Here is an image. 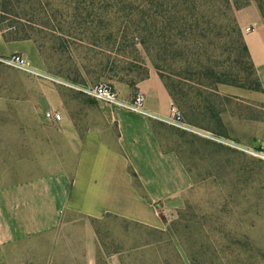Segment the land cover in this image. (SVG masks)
I'll use <instances>...</instances> for the list:
<instances>
[{
	"label": "rangeland",
	"instance_id": "rangeland-1",
	"mask_svg": "<svg viewBox=\"0 0 264 264\" xmlns=\"http://www.w3.org/2000/svg\"><path fill=\"white\" fill-rule=\"evenodd\" d=\"M4 2L0 0V10ZM19 2L13 8L19 18L11 17L8 23L34 28L29 33L38 55L30 61L45 76L0 64V161L15 165L18 175L26 179L52 177L56 192L66 196L75 158L64 156L66 150L55 129L43 121L46 110L42 96L49 87L62 88L69 105L78 110L81 100L94 99L73 86L115 84L102 75L106 61L90 59L82 43L103 39L124 25L140 37L128 53L113 55L125 70L122 73L139 80L150 69L156 70L175 84L179 95L189 94L185 105L197 99L202 90L203 98L208 97L221 114L223 124L218 127L213 121L199 119L221 135L191 126L184 109L177 105L191 129L169 126L159 131V137L166 151L180 156L193 179L185 205L162 217L161 229L115 216L94 221L100 243L98 264L104 262V254L116 253L123 254L125 264H182L174 247L185 264H264V157L251 154L264 145V101L258 92L247 89L249 71L234 23L236 9L229 10L225 0L173 1L163 8L144 0ZM119 2L131 11L120 12ZM109 4H115L110 13L101 12ZM90 10L101 13L88 18L85 12ZM207 69L221 80H238L243 87L208 81ZM115 89L123 98L119 87ZM62 218L66 222L77 219L71 214ZM173 224L189 255L182 249ZM73 232L54 231L8 245L5 264L46 262L57 241L81 245L72 238Z\"/></svg>",
	"mask_w": 264,
	"mask_h": 264
},
{
	"label": "crops",
	"instance_id": "crops-1",
	"mask_svg": "<svg viewBox=\"0 0 264 264\" xmlns=\"http://www.w3.org/2000/svg\"><path fill=\"white\" fill-rule=\"evenodd\" d=\"M235 17L264 88V20L260 10L250 0L247 7L236 9ZM14 54L35 60L38 51L32 40L6 42L0 33V57ZM111 83L123 92L124 100L143 94L145 108L154 117L84 97L77 110L62 95V88L49 87L42 96L43 108L63 115L53 128L66 150L64 156L75 158L69 190L60 197L52 177L26 179L18 175L15 165L0 161V264L7 261L6 246L70 229L81 245L57 241L49 259L41 264H98L100 243L94 221L115 216L161 229L165 211L184 207L193 179L180 156L166 151L159 137V131L169 127L164 120L171 118L174 105L164 81L150 69L134 87ZM259 94L264 101V89ZM43 121L46 123L44 116ZM136 179L141 189L136 187ZM64 214L77 219L62 221ZM103 259L106 264H125L122 253L104 254Z\"/></svg>",
	"mask_w": 264,
	"mask_h": 264
},
{
	"label": "trees",
	"instance_id": "trees-1",
	"mask_svg": "<svg viewBox=\"0 0 264 264\" xmlns=\"http://www.w3.org/2000/svg\"><path fill=\"white\" fill-rule=\"evenodd\" d=\"M144 1L146 2V4H150V5L155 6V7L163 8L168 3H173V1H182V0H144ZM254 1L257 4V6L260 10V13L262 15V18L264 20V0H254ZM225 3H226V7L229 10L235 11V9H241V8L247 7L250 4V0H225ZM16 4L17 5L20 4L19 0H5L4 6L2 7V10H0V13L3 14L0 16V33H2L6 42L32 40L36 44V42L33 40L32 36L29 33L30 30L31 31L34 30V28L32 26L30 28V27L21 25L20 28H16L17 23H8V22H10L11 17L19 18V14L16 15L15 11L13 9L16 6ZM114 5L115 4H109L101 12H105L106 14L110 13V9H112V7ZM118 5L121 7L120 12L131 11V9L128 8L127 6L125 7L123 5V3L119 2ZM101 12H96L94 10H90V11H87L85 13L88 15V18H92L94 16L99 15V13H101ZM12 13H14V14H12ZM81 13H83V12H81ZM117 14H118V12H117ZM129 14L132 15V13H129ZM234 21H235L234 22L235 25L237 26V30L239 33L240 42H241L243 52L245 54V57L247 58V68H248L247 71H249V76L247 77V78H249L248 79L249 84L247 86V89L258 92V93H262L263 89H264L263 85L260 82L259 77L257 75V72L255 69L254 63L251 59L248 47L244 41L243 34H242L238 24H237V21L236 20H234ZM31 24L34 27L38 26V24L33 23V22ZM101 24H102V26H104L103 22H101ZM25 27L28 28L29 30H27ZM130 31H132V30H130ZM130 31L127 27H125L123 25V27L118 28L114 32L112 30L109 33L107 32L108 34H106V36H104L103 39L95 38L94 40H90L89 42H87V44L84 45L83 48H85L88 51V53H86V54L89 58L91 57L90 59L99 58V59H103L101 61H106L105 64H102V65H104L103 66V73H102L103 76H105V77L107 76V78L109 80H111L112 82L115 81V82H119V83H124L126 85L131 86V87H134L135 85H137L139 83V81L146 78L148 76L149 72L144 74L139 80H135V79H131V78L129 79L128 74L122 73L125 70H121V67L118 66L115 59L112 58L113 55L126 54V53H128L127 51L129 48H135L138 45V42H139L138 39L140 36H138V34L136 32H130ZM83 32H84V34H87L86 30H84ZM93 33H97V32L93 31ZM95 35H98V33ZM82 41L86 42L88 40H82ZM126 71L129 72V70H126ZM159 75L162 78V80L164 81L166 87L168 88L174 104L176 106L178 105L180 108L184 109L183 111H184L186 119L188 121V122L187 121L186 122L189 125L195 126V127H200L202 129L212 131L218 135H221V131H218V130L216 131V129L210 127L209 125H203L199 120L202 118V120L207 119L209 122L213 121L214 123H216L218 125V127H221L223 124L222 119L220 117L221 114L219 113V111L214 106L213 102L208 97L204 96V98H203L204 92L202 90H199L200 92L197 96V99L196 98L192 99V100L190 99L189 101L191 102V104L185 105V100H186V98H189V94L181 91V92H183L184 96L179 95V92H178L175 84H173V82L168 80L163 74H159ZM205 76H206L205 79H207L208 81H210V80L212 82H214V81L220 82L221 81L223 83L226 82L232 86H238V87L242 86L238 82V80L232 81V82H227V80H221L220 78H218V76H216V74H214L209 69H207ZM250 80H251V82H250ZM198 84L206 87L203 84V82H199ZM178 106H177V108H178ZM187 110H188V112H187ZM179 111H180V109H179ZM182 116H183V114H182ZM184 120H185V118H184ZM133 175H134V177H136V175L134 173H133ZM135 182H136L135 183L136 187L138 189H141V185L137 179ZM172 227H173V230L175 231L176 235L179 238L182 249L184 250V252L187 255H189L188 254L189 253L188 248L184 244L181 236L179 235V232L177 230V226L175 224H173ZM174 250H175L176 254L178 255V257L180 258L182 264H185V262L183 261V258L181 256L179 250L177 249V247H174ZM102 264H106V262H103ZM192 264H194V263H192Z\"/></svg>",
	"mask_w": 264,
	"mask_h": 264
},
{
	"label": "built area",
	"instance_id": "built-area-1",
	"mask_svg": "<svg viewBox=\"0 0 264 264\" xmlns=\"http://www.w3.org/2000/svg\"><path fill=\"white\" fill-rule=\"evenodd\" d=\"M0 63L14 69L21 70L28 74L34 75L36 77H43L45 73L40 69L36 68L32 62L25 56L14 54L7 57H0ZM73 89L87 97H90L96 101L105 103L107 105L122 108L127 111H132L139 113L144 116L154 117L147 112L145 108V97L143 94H137L132 100H124L122 96L118 93L115 87L110 83H100L96 85H76L73 86ZM45 121L52 127H57L63 119V115L54 112L47 111L44 113ZM166 124L181 130H190L191 127L185 122L181 112L177 106H172V116L168 120H164ZM234 147L239 148L238 145ZM251 154L254 156L264 157V145L261 150L257 153L251 151ZM170 211H165L164 216H170Z\"/></svg>",
	"mask_w": 264,
	"mask_h": 264
}]
</instances>
